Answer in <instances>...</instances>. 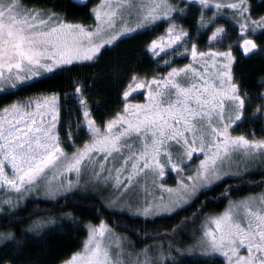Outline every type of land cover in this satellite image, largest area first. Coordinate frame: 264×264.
Wrapping results in <instances>:
<instances>
[{"label":"snow or ice","instance_id":"1","mask_svg":"<svg viewBox=\"0 0 264 264\" xmlns=\"http://www.w3.org/2000/svg\"><path fill=\"white\" fill-rule=\"evenodd\" d=\"M76 11L92 23L75 20ZM141 31L154 33L145 51L164 70L117 75L114 111L94 114L79 78L71 93L39 89L97 65ZM256 63L264 69V0H0V188L11 193L0 214L23 224L16 217L33 196L61 202L106 191L97 212L126 211L147 224L204 197L170 230L140 229L153 242L140 249L105 220L90 223L81 250L64 264H264V193L233 198L247 184L264 188V170L259 181L252 171L264 166V71L249 87L244 68ZM32 88L34 96L7 99ZM66 103L77 113L67 147L59 132ZM245 122L259 124V134L234 135ZM141 184L147 195L131 199ZM217 188L227 206L206 214ZM26 219V228L0 231V248L20 254L55 223ZM198 220L194 238L178 242Z\"/></svg>","mask_w":264,"mask_h":264},{"label":"trees","instance_id":"2","mask_svg":"<svg viewBox=\"0 0 264 264\" xmlns=\"http://www.w3.org/2000/svg\"><path fill=\"white\" fill-rule=\"evenodd\" d=\"M88 2L90 5H94L97 3V0H88ZM74 18L77 21L91 24L85 11H76ZM160 31L162 29L157 30V34ZM152 38H154L152 31L138 32L134 34L133 38L120 42L115 51H106L103 59L98 61L97 65L81 66L79 71L65 73L62 77H58L54 81H48L39 85V89L45 90L53 88L62 93H71L73 91L72 81L79 78L82 84L87 85L85 91L91 101L94 114L102 115L103 113L114 111L115 105L113 100L116 92L114 82L117 75H120L122 79H127L126 72L130 68L149 75L164 70V67H157L145 51L147 43ZM244 68L246 75L251 78L248 81V85L252 87L259 81L260 77L258 74L264 71V69L261 68L259 63L245 65ZM37 91V88L27 89L21 91L18 96L7 97V99L11 100L21 97L26 99L29 96H34ZM67 98L66 96L65 99ZM5 102L4 99H0V104ZM97 109H99V112H96ZM75 114L77 113L74 104L66 103L62 105L60 117L63 127L68 128L72 125V122L69 120H72ZM257 125H253L251 122H245V129H255L258 131L257 127L259 126ZM245 129H243L244 132ZM60 135L64 137V131L62 129ZM261 170H264V167L253 171V175L257 181L261 178L259 176ZM221 191L222 189L217 188L214 193L209 194L207 198L209 203L204 209L205 213L219 212L227 205V201L221 203L216 199ZM262 191H264L262 187H257L255 184H247L243 186V191L237 193L233 198L245 197L251 194L258 195ZM3 198L1 196L0 200ZM204 199V197H201L200 200L181 209L176 215L160 217L155 222H149L147 224L141 218L129 217L124 214L110 212L106 209L97 212L96 209L101 208V203L92 197L85 200L73 197L70 200H62L61 202L43 200L28 201L26 205L27 210L23 211L21 216L16 217V219L25 218V222L18 224L0 214V231L26 228L31 223L30 220L26 219L28 216H32L33 220L36 218H54L59 216L60 220L57 221L54 227L43 230L41 236H36L30 240L24 251L20 254L15 253L13 250L0 248V264H3L4 261H15V264H62L74 253L80 251L87 235V225L90 223L98 225L100 219L115 226L118 232L128 235L140 246L151 241L146 239L145 232H141L140 229H146L148 233H151L153 228H160L161 231L170 230L171 227L179 224L186 217L192 218L193 214L200 209L201 202ZM77 205L80 207H77ZM66 213H71L75 217V222L68 218ZM124 229H129L130 231L124 232Z\"/></svg>","mask_w":264,"mask_h":264},{"label":"rangeland","instance_id":"3","mask_svg":"<svg viewBox=\"0 0 264 264\" xmlns=\"http://www.w3.org/2000/svg\"><path fill=\"white\" fill-rule=\"evenodd\" d=\"M90 23H92V20H90ZM187 62H188V61H187L186 59H185V60H182V61H181V66H182L183 63H187ZM160 67H164L163 64H162V62H161V64H160ZM76 118H77V114H75L74 118H72V120H69V121H71L72 124H74L75 121H76ZM68 123H69V122H68ZM253 125H254V124H253ZM257 126H259V127H257V128H258V131L256 130V132H257V134H259V132H260V125L258 124ZM253 127H254V126H253ZM68 128H69V127H68ZM68 128L63 127V125H62V123H61V117H60L59 132H60V134H61V129H62V131H64V137H61V140L65 142V146H66V147H67V138H66V135H65V134H66ZM243 129H245V123L242 124L239 128H237V130H236L233 134H234V135L245 134V133H247V132L250 131V130L245 129V132H244ZM251 130H252V129H251ZM60 136H61V135H60ZM262 167H264V166H256V165H254L252 171H256V170H258L259 168H262ZM174 175H175V174H170V175L166 178V179H167L168 186H174V181H173V177H174ZM147 189H148V192H152L154 195H158V193H156L155 190L151 187L150 182H149V184H148V186H147ZM261 193H264V191H262ZM10 194H11V193H10V191H9L8 189H6V188H0V197L2 196V198H3V197H5V196H7V195H10ZM78 195H79V196H85V197H92V198H95V199L99 200L100 203L102 204V202H105V197H107V196L109 195V193L106 192V191H92V192H81V193H79ZM146 195H147V193L145 192V186H144L143 184H141V185L135 190V195L130 194V198H131V199H136L137 197H139V198H141V201H142V199H143ZM251 195H253V194H251ZM254 195H255V194H254ZM247 196H248V195H247ZM151 198H152L151 196H148V199H151ZM33 200L50 201V200L45 199L43 196H41V197H35V196H33V197L29 198V201H33ZM51 202H53V201H51ZM22 206H23V203H22ZM226 206H227V205H226ZM226 206H225L221 211H219V212H222V211L226 208ZM106 210H108V211H110V212H114V213L124 214V215H127V216H129V217H136V216L130 215V214L127 213L126 211H125V212H120V211H111V210H109V209H106ZM219 212H209V213H206V214L219 213ZM161 217H171V216H161ZM51 218H53V217H51ZM138 218H140V217H138ZM158 218H160V217H158ZM40 219H42V218H36V219H34V220H40ZM53 219H55V223H54V224L47 225L43 230H46V229H48V228H52V227H54V226L57 224V221L60 220V217H59V216H56V217H54ZM141 219H142V218H141ZM31 222H32V221H31ZM199 224H200V221L198 220V221H196L195 224H190V225H188L187 227H185L184 230H183V232H182L179 236L176 237V240H177L178 242H187L188 240L193 239L194 236L196 235V229L199 227ZM43 230H42V231H43ZM120 233H121V232H120ZM122 234H124V233H122ZM124 235H126V234H124ZM126 236H127V237H128V238H129L134 244H135V246H136L137 249L143 248V247H145V246L150 245V244L153 243L152 241H149L148 243H145V244H142V245L138 246V245H137V244H136V243H135V242H134V241H133L128 235H126ZM86 239H87V235H86V237H85L83 243L86 241ZM82 245H83V244H82ZM81 248H82V247H81ZM80 250H81V249H80ZM70 258H71V257H70ZM70 258H69V259H70ZM69 259H67V260H69ZM62 264H64V262H63Z\"/></svg>","mask_w":264,"mask_h":264}]
</instances>
